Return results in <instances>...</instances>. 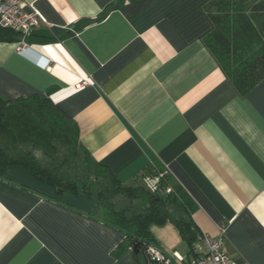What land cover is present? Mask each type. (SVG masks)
I'll use <instances>...</instances> for the list:
<instances>
[{"label":"crops","instance_id":"crops-1","mask_svg":"<svg viewBox=\"0 0 264 264\" xmlns=\"http://www.w3.org/2000/svg\"><path fill=\"white\" fill-rule=\"evenodd\" d=\"M21 1L46 24L23 39L26 55L19 36L0 41V98L53 88L91 162L126 186L150 164L163 169L201 235L217 238L222 227L236 264H264V83L240 95L224 77L202 42L208 0ZM99 210L5 166L0 264H137L131 250L114 255L125 235ZM149 231L177 264L200 245L189 253L170 224Z\"/></svg>","mask_w":264,"mask_h":264},{"label":"trees","instance_id":"trees-1","mask_svg":"<svg viewBox=\"0 0 264 264\" xmlns=\"http://www.w3.org/2000/svg\"><path fill=\"white\" fill-rule=\"evenodd\" d=\"M203 10L211 30L202 42L234 90L244 95L264 83V0H208ZM17 38V33L0 28V41ZM52 92L50 88L45 97L0 98V178L5 166H22L58 196L98 201V220L125 233L115 256L132 251L139 240L155 245L149 228L163 224L176 228L193 254L201 234L167 172L150 164L135 186L122 184L81 150L78 127L50 100ZM159 175L155 190H148L144 179ZM133 256L137 264H148L142 245Z\"/></svg>","mask_w":264,"mask_h":264},{"label":"built area","instance_id":"built-area-1","mask_svg":"<svg viewBox=\"0 0 264 264\" xmlns=\"http://www.w3.org/2000/svg\"><path fill=\"white\" fill-rule=\"evenodd\" d=\"M45 24L44 18L34 9L27 11L21 0H0V28L9 29L18 34L20 41L17 48L18 53L26 55L30 51L29 46L24 43L23 39L39 25ZM49 65V62H46L42 66L47 68ZM159 177L160 175L145 178L143 181L145 187L150 191L155 190ZM169 191V189L166 190V192ZM219 231L220 234L217 238L201 235L196 254L188 264H236L226 253L223 228L220 227ZM141 245L148 264H169L166 255L154 244L142 242ZM177 260L183 263L184 258L179 256Z\"/></svg>","mask_w":264,"mask_h":264},{"label":"water","instance_id":"water-1","mask_svg":"<svg viewBox=\"0 0 264 264\" xmlns=\"http://www.w3.org/2000/svg\"><path fill=\"white\" fill-rule=\"evenodd\" d=\"M123 234H125V233H123ZM142 242H143L142 240H139L136 244H134V246L132 248V253L133 254H138L139 253V248H140V245H141ZM166 257H167V259L169 261V264H176L171 257H169L168 255H166Z\"/></svg>","mask_w":264,"mask_h":264}]
</instances>
